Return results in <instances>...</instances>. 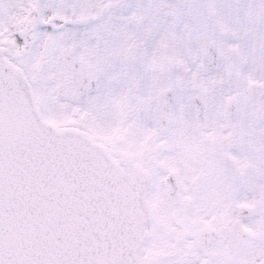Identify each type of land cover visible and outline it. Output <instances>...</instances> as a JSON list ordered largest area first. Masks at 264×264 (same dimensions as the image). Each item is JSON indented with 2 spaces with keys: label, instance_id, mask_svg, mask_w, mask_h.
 Returning <instances> with one entry per match:
<instances>
[{
  "label": "snow or ice",
  "instance_id": "1",
  "mask_svg": "<svg viewBox=\"0 0 264 264\" xmlns=\"http://www.w3.org/2000/svg\"><path fill=\"white\" fill-rule=\"evenodd\" d=\"M0 264H264V0H0Z\"/></svg>",
  "mask_w": 264,
  "mask_h": 264
}]
</instances>
